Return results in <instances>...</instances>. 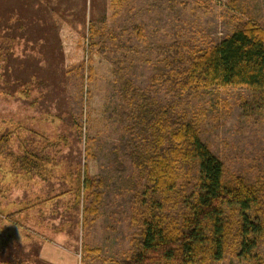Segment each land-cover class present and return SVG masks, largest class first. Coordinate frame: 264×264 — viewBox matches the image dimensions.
I'll use <instances>...</instances> for the list:
<instances>
[{"label": "rangeland", "instance_id": "1", "mask_svg": "<svg viewBox=\"0 0 264 264\" xmlns=\"http://www.w3.org/2000/svg\"><path fill=\"white\" fill-rule=\"evenodd\" d=\"M243 20L264 29V0H0V264L131 255L140 188L121 146L136 102L129 85L193 125L225 173L264 197V102L253 106L244 87L187 95L150 80L167 71L160 47L214 46ZM194 183L179 179L181 198L163 211L181 217ZM246 214L263 222L264 206ZM255 239L264 264V233ZM44 247L57 259L41 258ZM240 252L230 246L208 264H255Z\"/></svg>", "mask_w": 264, "mask_h": 264}, {"label": "trees", "instance_id": "2", "mask_svg": "<svg viewBox=\"0 0 264 264\" xmlns=\"http://www.w3.org/2000/svg\"><path fill=\"white\" fill-rule=\"evenodd\" d=\"M134 31L141 36L139 27ZM159 49L167 71L151 77L152 86L161 82L168 91L187 95L237 86L251 92L253 106L264 102V29L251 21H241L214 46L199 49L173 42ZM128 88L136 102L127 126L130 137L121 146L140 188L133 196L140 234L131 241V255L117 264L214 263L236 244L241 255L261 264L253 250L264 221L252 223L246 213L264 206L263 191L245 177L227 175L193 125ZM194 176L191 201L185 202L181 217L172 218L163 207L173 196L180 200L178 180ZM91 187L84 175L81 190Z\"/></svg>", "mask_w": 264, "mask_h": 264}, {"label": "crops", "instance_id": "3", "mask_svg": "<svg viewBox=\"0 0 264 264\" xmlns=\"http://www.w3.org/2000/svg\"><path fill=\"white\" fill-rule=\"evenodd\" d=\"M45 249L43 250V253L44 255L41 254V258H44L45 260L48 259V260H56L57 259V254H58V251L57 249H55V251H52L50 253V249L48 247H44ZM48 251V252H47ZM47 252V253H46ZM46 255V256H45ZM56 257V258H55Z\"/></svg>", "mask_w": 264, "mask_h": 264}]
</instances>
